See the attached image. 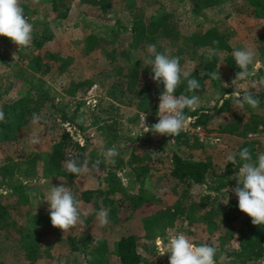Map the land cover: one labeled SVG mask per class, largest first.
<instances>
[{
	"label": "trees",
	"instance_id": "1",
	"mask_svg": "<svg viewBox=\"0 0 264 264\" xmlns=\"http://www.w3.org/2000/svg\"><path fill=\"white\" fill-rule=\"evenodd\" d=\"M121 1L123 2L122 8L128 9L129 17L128 22L115 18L114 32L116 35L108 38L94 31H88L83 39L84 53L99 49L105 58L107 56L105 60L110 69L107 71V67L98 69L93 60H87L85 63L92 64V67L82 65L84 75L68 79L63 86L65 93L76 95L79 92L80 98H83L81 96L94 85L104 86L103 93L91 113V121L102 128L105 135L117 136L119 134V125L128 106H137L139 109L149 107L151 112L155 109V100L158 97L155 98V96L158 91L152 94L149 91L150 83L153 82L152 73L150 66L144 64L145 58H150V54L149 52L145 55L137 53L139 50H144L146 46L155 45L157 52H168L170 56L179 57L180 64L186 60V57L197 60L198 63L189 71V78L197 79L201 87L235 78L236 73L240 71L233 55L226 57L221 55V50L228 52L233 50L230 44L231 31L228 28H222L218 22L198 32H191L189 36L182 34L180 30L184 22L178 18L179 6L186 4L193 15L199 16L205 14V9L219 5L224 0H175L177 3L171 0L170 7L165 6L168 3L164 0H158L160 8H157L154 13H147L146 7L136 0ZM38 2L39 0H21L24 15L33 25V34L30 46L15 48L16 60L13 63L17 64V70L24 78L26 89L24 93L11 100L3 97L0 89V98L3 100L0 108L4 111L7 121L0 122V186L7 188L5 192L0 191V234L9 236L13 231L17 232L19 250L25 264H38L43 254L44 259L41 261L43 264L51 262L54 256H60L59 249L52 244L43 243L41 236L52 233L56 235L54 240H59L61 229L51 225L49 215L44 214L47 213V209L46 211L36 210L34 215L35 208L29 200L31 193L26 190L27 187L22 180H19L17 170L20 171L24 161L28 163V159H34L33 166L35 164L37 168H40L42 174L43 171L49 172V175L62 174L68 180L73 181L78 175L68 173L62 167L69 158H76L81 162L89 161V167L96 159H103L93 146L87 148V135H84V140H81L75 135L76 131L66 126L65 122L71 118L52 95L51 80L68 70L67 68L73 62V56H63L57 49L50 50L51 41L55 39V31L49 27L45 17L41 19L36 17ZM73 2L86 3L95 7L97 10L95 15L101 19L115 10L117 0H50L51 11L55 12L56 18H65L69 15ZM233 2L234 5L238 3L237 0ZM246 2L253 7L255 15L264 16V0H246ZM202 45H208L210 48L203 58H198L197 49ZM35 49H41L42 53L33 52ZM212 49H215L217 54L209 59L208 53ZM23 62L29 63L32 71L24 67ZM217 69L221 81L213 80L208 75ZM258 72L261 77H264L262 68H258ZM45 73L51 74V80L43 79ZM0 86L7 88L5 82H0ZM201 87L200 89L203 90ZM186 88L187 81L182 79L175 93H183L189 97L193 95L187 92ZM232 92L235 93L230 85L220 93V103L217 99L212 105L198 106L194 111L185 108V115H193L195 121L200 123L205 130H217L225 134L245 133L247 128H254L258 121L264 124L262 115L258 120L253 115L255 117L253 122L246 124L245 112L234 108L235 105L231 98L225 99L224 97L225 94L230 95ZM258 98L259 106L264 107V93H259ZM79 102L81 103V100ZM78 104L76 106L79 107ZM220 112H223V115L217 125L206 127L207 122ZM34 114L40 117L42 134L49 135V148L44 151L33 148L24 156L15 157L2 143L15 138L20 127L29 123ZM135 118H138L136 114ZM72 124L83 129L81 120H73ZM175 138L178 143L189 140L188 135L182 131ZM262 146L259 140L240 141L233 151V154L237 155L238 163L233 165L229 162L220 171H216L215 164L210 159L186 157L172 150L169 167L162 173V177L167 188L175 192L174 198L169 203L157 205L161 195L144 187L145 177L151 169V158L144 152L141 145L136 144L131 146L132 149L129 148L130 152L127 157L119 151L114 158L115 166L121 167L124 164L133 171L134 176L129 178V181H122L116 171L109 168L104 177L105 184L95 187L82 186L79 189L78 201L93 204V209H98L100 206L108 209L110 226L123 223L139 215L146 226V231L152 230L153 236L159 234L168 237L165 228L168 225H175L185 236L190 235L198 240L196 236L205 230L208 229V232L212 234L224 225L232 232L235 229L238 238V246L233 248L231 253L230 251L227 253L234 252L238 257L235 264H252L264 256V226H255L251 223V217L239 210L237 197L229 199L227 204L216 203V195L210 191L197 197L190 188L193 184H205L210 190L220 192L221 188L233 181L231 178L238 171L239 151L245 147L249 148L255 160L257 154L260 153V148H264ZM31 174L29 171L26 173V175ZM133 181H137V189H131L135 186ZM91 215L85 219L86 225ZM25 218H27L26 223H31V228L20 222V219ZM236 221L238 224H235ZM192 225L196 227L194 231L190 229ZM102 231L103 236L100 237L85 230L77 231L75 228L68 231L65 239L70 246L67 247L63 257L70 261L73 252L78 251L82 254L81 258L77 261H70V264L145 263L144 256L137 248L139 236L137 232L128 231L120 234L118 239H110L107 235L109 225L103 227ZM218 232L220 237L227 236L220 230ZM197 243L201 245L203 241H197ZM207 244L213 246L210 240ZM112 256L116 261L111 260ZM218 256L219 253L214 257L215 261Z\"/></svg>",
	"mask_w": 264,
	"mask_h": 264
},
{
	"label": "rangeland",
	"instance_id": "2",
	"mask_svg": "<svg viewBox=\"0 0 264 264\" xmlns=\"http://www.w3.org/2000/svg\"><path fill=\"white\" fill-rule=\"evenodd\" d=\"M164 1L168 3L165 5L166 7L171 6L169 5L171 0ZM176 1L174 0V2ZM233 1L234 0H224V2L219 5L205 9V14L199 16L193 15L190 12V9L187 8L186 4L179 6L177 10L179 13L178 18L181 22H184V26L180 30L182 34L189 36L191 32H198V30L205 29L212 23L216 24L219 22L222 28L226 27V29L228 28L229 31H231L230 44L233 49L229 52L226 50H221V55L226 57L233 55V51L237 49H252L255 52V62L253 65H250V71L253 73L252 79L257 81L264 79V77H261L260 74H258V68H262L264 70V16L255 15L253 12V7L250 6L246 0H237L238 3L235 5ZM136 2L144 5L146 7L147 13H154L157 8H160V6H158V0H136ZM122 5L123 2L121 0H117L115 4V10L109 12L106 17L100 19L95 15L97 12L95 7H91V5L86 3L78 4L77 2H73V7L69 11V15L67 17L56 18L55 12L51 11L52 9L50 0H39L36 17L38 19L45 17L47 23L50 25L49 27L55 31V39L51 41L52 44H50V50L57 49L63 56H73V62H71L67 68L68 70L56 76L53 80H51L50 73H45L43 74V79H46V81H52L50 90L55 98V101L60 103L62 108L66 110L67 114L71 118L65 122L66 126H68V128L71 130L76 131L74 132L76 133L75 135L81 140H84V135H87V148L93 146L98 152L101 146H103L105 149L115 148L117 152L120 151L125 157H127L130 152L129 148H131V146H135L136 144L141 145V147L144 149V152H146L151 158V169L145 177L144 187L161 195L160 200L157 201V205H161L171 202L174 198L175 192L170 191V189L167 188L166 182L162 177V173L165 172L169 167L168 163L172 150L178 151L186 157L210 159L215 164L216 171H220L225 167L224 165L226 162V157L229 154H233L234 149L237 147L240 141L259 140L263 145L262 147H264V124L263 122L258 121L254 128H247L245 133L238 132L235 134H225L221 131L206 129L207 132H215L219 134L220 139L217 141L213 140L209 136L205 137L204 140H201L196 132L191 130H183L182 132L188 135L189 140L188 142L178 143L175 136L168 137L154 133H145L144 135L139 136V132L143 130V123L140 115L143 113L145 114V122L150 126L156 123V118L154 116L156 109L151 112L149 107L139 109L137 106L130 105L126 108L127 110L125 111L124 117L121 120V124L119 125V134L117 136H108L107 134L105 135V131L91 121V113L95 108L98 98L103 93L104 86L100 84L94 85L88 91H86L83 96H81L83 98L79 97V92H77L76 95L65 93L63 86L66 84L68 79H73L74 77L84 75L82 65H92L90 63H85L87 60H93L98 69L106 67V71L110 69V66H107L105 60L107 59V56L105 58L99 49L84 53L83 39L84 34L88 31H94L108 38H113L116 35L114 32L116 29L115 18H118L123 22H128V9H123ZM43 14L46 15L44 16ZM164 42L166 43V41ZM150 46H146L144 50H139L137 53L145 55L147 52H149L148 49ZM16 47L18 46L9 38L0 36V82H5L7 85L6 89L2 88L1 86L0 89L2 96L6 97L7 100L18 97L24 93L26 89L24 78H22L21 74L17 70V64L13 63V61L16 60ZM209 48L210 47H208V45L199 46L197 49V57L203 58L204 54L209 50ZM40 50L41 49H35L33 52L42 53V50ZM165 53L169 54L168 52ZM197 63V60L188 59L186 57V60H184L180 66L182 71L189 72ZM23 66L28 69L32 68L30 64L26 62L23 64ZM30 70L32 71V69ZM233 79L234 77L223 82L231 85L235 92L242 91L250 83V81H236L232 85ZM221 84L222 82L214 83V85H206L201 87L203 90L199 89L198 91H194L196 95H199V106L212 105L217 99H219L220 93L227 88L222 87ZM149 91L151 94L158 91L157 95L155 96L156 98L163 91L162 84H157L154 81L151 82ZM249 91L255 92V89L249 86ZM263 93L264 89L260 91V94ZM80 100L81 103L79 102ZM2 101L3 100L0 98V103ZM220 101L221 99H219L218 103H220ZM77 104L79 107L76 106ZM234 108L245 112L244 121L246 124L253 122L255 117L258 120L260 115L264 117L263 106L258 105L257 108L253 109L245 104L242 108L236 105ZM135 114L138 116V118L134 119ZM222 115L223 112L216 114L215 117L211 118L207 122L206 127H215L220 121ZM253 115H255V117H253ZM73 120H81L83 129L78 128L76 125L73 126ZM41 129L42 124H40L39 121L37 124H33L32 120H30L29 123L20 127L15 138L13 137L5 140L2 145L8 150V152H11L15 157L19 158L24 156L26 152L33 148H36L38 151H44L45 149L49 148L50 140L49 135L42 134L43 132H41ZM34 132L39 136V143L35 145L29 142L30 137ZM137 149L139 150V148ZM260 149V153L264 152V148ZM139 151L143 152V150ZM33 160L28 159V163H25L26 161H24L19 169L20 171L17 170V173H19L18 178L26 185V190L31 193L29 195L30 204L36 210L46 211L48 207L47 202L44 201L36 207V201L45 198L47 192L50 191L51 186L60 184L61 181L59 177L64 176L62 174L49 175L50 173L46 171H43L42 174L40 168H37L35 164V167L33 166ZM62 167L65 169V164H63ZM89 168L91 169V167ZM109 168L116 171V174L122 179V181L125 182L129 181V178L134 176L133 171L127 165L123 164L121 167H117L114 164L103 163L98 169L90 170L84 175H78L73 181H70L66 178V186L71 188L75 198L78 200L80 196L79 189L82 186L95 187L97 185L105 184L104 177ZM27 171H29L30 174L33 171L34 172L31 175H26ZM236 173L237 172H235V174ZM133 182L135 183V186L131 189H137V181ZM235 186L236 180L233 179L229 185L221 188L220 192H216L213 189L210 190V188H208L205 184H193L190 189L195 195H197V197L210 191L213 195H216L215 202L222 203L221 200L226 199V196H228V201L229 199L236 197L231 191H229L227 194L224 191L226 187L232 188ZM6 189V187L0 186V191L5 192ZM80 206L82 210H86L92 214L89 217L90 220H88L87 225L83 228V230L98 237L103 236V228L98 226V221L96 218V213L102 209V207L100 206L98 209H93V204L90 203H80ZM44 214H48V212ZM20 222L26 227H32L31 223H26L27 218L20 219ZM236 223L238 224L237 221L235 224ZM108 225L109 232L107 235L110 239H118L120 234L126 233L128 231L137 232L139 234L137 238V248L139 253H141L145 259V263L140 264H169V254H165L162 257L158 255L160 243L161 241L167 243V239L170 235L183 234L175 225H168L165 228L168 237H163L159 234L153 236L152 230L146 231V226H144L142 217L139 215L131 217L123 223H115L110 226L109 222ZM195 228V225L190 227L192 231H194ZM226 228V226L222 225L212 234L208 232L207 229L200 235L196 236L198 240H195L190 235L186 237L190 240V242L197 246H199L197 241H203V244H207L208 240L213 242V246L218 249L217 253H219L216 264H235L238 260V257L234 254V252L232 254H228L227 252L230 251L231 253V250L238 246L237 231L234 229L232 232L229 228ZM183 229L186 228L183 227ZM75 230L82 231L80 227H76ZM219 230L226 233L227 236L220 237L218 232ZM43 231L46 232L45 230ZM60 233L61 236L59 240H54L56 235L52 233L44 234L43 237L41 236V239L44 241L43 243L52 244L59 249L60 256H54L51 262L48 264H70V261H77V259L81 258L82 256L81 253L76 251V253L73 252V256L70 261L63 257V255H65L64 253H66V250L68 249L67 247L70 245L65 239L68 232L64 233L61 230ZM17 237L18 234L16 231H13L12 235L9 236L0 234V263L25 264L19 250V241L17 240ZM43 246L44 244L42 247ZM43 256L44 254L39 259L38 264H43V262H41L44 259ZM111 260L113 262L116 261L114 256L111 257ZM252 264H264V256Z\"/></svg>",
	"mask_w": 264,
	"mask_h": 264
},
{
	"label": "clouds",
	"instance_id": "3",
	"mask_svg": "<svg viewBox=\"0 0 264 264\" xmlns=\"http://www.w3.org/2000/svg\"><path fill=\"white\" fill-rule=\"evenodd\" d=\"M33 25L29 23L24 15V9L21 7V0H0V36H5L14 42L18 47L30 46L32 41ZM150 58H145L144 64L150 66L151 79L157 84H163V91L159 96L157 108L158 122L147 125L145 123V114L143 113V130L139 136L145 133L160 134L163 136L174 137L186 129L188 118L185 115V108L194 111L199 106V95L194 90L200 89L201 85L197 79L189 78L188 71H182L179 57L170 56L166 53L157 52L155 45L148 49ZM217 54L215 49L208 53L211 59ZM235 64L240 71L232 80V85L236 81H250L247 87L241 91H236L230 95L225 94V99L231 98L233 104L242 108L244 105L255 109L258 107L259 93L264 89V79L253 80V73L250 71V65L255 62V52L248 49H237L233 51ZM219 69V67H218ZM212 71L208 75L213 80H220L219 70ZM187 81L186 91L193 93L190 97L187 95H174L177 87L182 82ZM222 87L230 85L221 81ZM249 86L255 89V92L249 91ZM40 117L33 115L32 123L37 124ZM0 122H7L5 113L0 108ZM30 143L38 144L39 136L34 132L30 137ZM119 153L115 148L105 149L100 147L98 155L103 159H96L91 162L79 161L76 158H69L65 163V170L74 175H84L90 170L98 169L101 163L114 164L115 157ZM239 168L237 173L231 179L236 180V186L225 188L226 194L231 191L238 198V208L251 217V223L255 226H264V152L259 153L253 160L249 148L245 147L238 153ZM233 165L238 163L236 154H229L226 157L227 163ZM224 165V166H225ZM61 183L51 186L46 197L36 201V207L46 201L47 212L50 217L51 225L61 229L64 233L73 228L86 226L85 219L90 213L82 210L80 202L70 187L66 186V177H59ZM222 203H228V196L221 200ZM109 210L100 209L96 213L98 226L103 228L108 225ZM36 214V209L35 213ZM218 249L208 244L195 245L184 234L170 235L167 243L161 241L158 255H168L169 264H216L214 259Z\"/></svg>",
	"mask_w": 264,
	"mask_h": 264
},
{
	"label": "built area",
	"instance_id": "4",
	"mask_svg": "<svg viewBox=\"0 0 264 264\" xmlns=\"http://www.w3.org/2000/svg\"><path fill=\"white\" fill-rule=\"evenodd\" d=\"M162 93V92H161ZM160 93V94H161ZM160 94L158 95V97L156 98L155 100V113H154V116L156 118V122H158V116H157V108H158V104H159V96ZM174 95H183L181 93H174ZM141 117V120L143 121V114L140 115ZM186 117L188 118V123L186 125V129L185 130H191V131H194L197 133L198 137L201 139V140H204L205 137H211L213 140L217 141L220 139V136L218 133H210V132H207L200 123H196L195 122V117L193 115H186ZM146 118V117H145ZM146 121V120H145ZM146 123V122H145Z\"/></svg>",
	"mask_w": 264,
	"mask_h": 264
}]
</instances>
